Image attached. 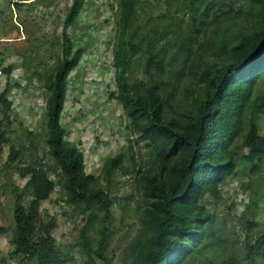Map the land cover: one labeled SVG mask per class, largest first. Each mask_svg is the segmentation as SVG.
<instances>
[{
	"label": "trees",
	"instance_id": "16d2710c",
	"mask_svg": "<svg viewBox=\"0 0 264 264\" xmlns=\"http://www.w3.org/2000/svg\"><path fill=\"white\" fill-rule=\"evenodd\" d=\"M84 1L73 0L66 10L63 31L55 39L60 49L55 63L44 72L35 70L47 92L42 155L49 156L48 164L38 152L26 151L34 139L42 147L34 130L18 136L21 150L10 145L18 129L10 126L15 109L8 82L0 93V186L8 153L30 195L28 203L22 193L15 196L8 256L20 264H69V252L62 251L54 235L55 220L42 222L41 215L42 203L61 182L62 199L87 211L76 242L86 257L82 264H113L108 247L114 204L103 185L120 172L133 175L140 210L139 235L126 247L123 264H185L198 255L202 258L194 264H264V228L241 259L225 251L226 239L216 235L208 204L210 198L222 200L223 185L236 176L240 162L252 174L263 170L259 121L264 88L258 86L264 81V0H165L175 12L160 15L165 24L145 10L149 0H117L113 55L118 91L113 95L146 159L138 167L132 152V167L126 166L122 152L108 157L99 175L86 171L84 153L70 142L62 123L70 77L86 51L76 48L69 33ZM14 3L21 7L25 2ZM188 13L191 20L183 26L181 15ZM173 24L181 31L170 38L176 33ZM24 63L28 67L27 59ZM138 69L141 78L135 76ZM1 71L9 76L11 67ZM93 225L95 237L90 235ZM214 251L221 255L219 262L207 256Z\"/></svg>",
	"mask_w": 264,
	"mask_h": 264
},
{
	"label": "rangeland",
	"instance_id": "374dc122",
	"mask_svg": "<svg viewBox=\"0 0 264 264\" xmlns=\"http://www.w3.org/2000/svg\"><path fill=\"white\" fill-rule=\"evenodd\" d=\"M15 1L25 3L18 7L14 5ZM72 1L0 0V93L8 82V97L13 100L15 109L10 126L18 129L12 135L10 145L21 150L18 136L23 138L27 129H32L41 137L42 147L39 149V139H34L27 145L26 151L38 152L41 156L47 149L43 138L46 132L47 92L44 80L35 70L44 72L55 63L60 50L55 39L63 31L62 23ZM116 2L85 0L80 18L69 28L76 48L83 46L86 51L71 74L62 123L68 130L70 142L83 151L86 171L95 175L101 173L108 157H115L122 152L126 156V166L132 167V152H135L138 167L146 159L145 148L142 145L135 146L136 134L129 128V119L121 102L113 95L118 91L113 55L117 39ZM145 10L155 14L160 24L164 23L165 18L160 15L175 13L172 8L168 9L165 0H149ZM180 14L182 11L178 12ZM143 17V13H140L138 21L143 22ZM181 18L183 26L191 20L189 13L184 18L181 15ZM176 25L173 24V27ZM174 29L176 33H170V38H175L181 31L178 27ZM211 30L208 29L209 34ZM26 59L28 67L24 63ZM9 66L11 74L8 76L1 70ZM135 76L143 77L140 69L135 70ZM258 88H264V81ZM259 124L264 134V115ZM45 154L44 162L48 164L49 156ZM5 156L3 168L7 173L2 174L0 186V264H20L17 258L8 256L14 224L12 208L17 193H22L26 203L30 195L24 190L25 181L17 172L16 163L10 162L8 153ZM250 169L248 164L240 162L236 176L229 178L223 185L222 200L210 198L208 203L215 214L213 229L217 236L226 239L225 251H235L241 259L246 257L247 245L256 240L264 228V163L261 172L252 174ZM133 182V175L116 172L111 181L103 185L114 204L108 247L113 264H123L126 247L139 235L140 210L135 202ZM61 191L62 184L59 182L51 199L42 203V222L55 220L57 227L54 235L62 251L69 252V264H82L86 257L76 242L87 211L67 204L62 199ZM96 234L97 227L93 225L90 235L95 237ZM207 256L216 262L221 258L217 251ZM201 258L199 255L196 258L189 257L185 264H194V259V262H198ZM27 264L34 263L27 261Z\"/></svg>",
	"mask_w": 264,
	"mask_h": 264
}]
</instances>
